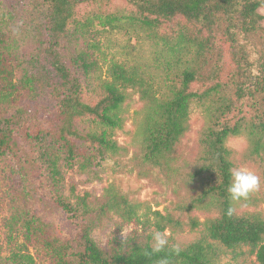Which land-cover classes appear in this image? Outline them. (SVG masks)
<instances>
[{
	"label": "trees",
	"instance_id": "trees-1",
	"mask_svg": "<svg viewBox=\"0 0 264 264\" xmlns=\"http://www.w3.org/2000/svg\"><path fill=\"white\" fill-rule=\"evenodd\" d=\"M17 1L18 7H0V163L19 175L4 218L8 251L0 239V264H215V245H248L264 264V27L258 12L264 0H126L145 32L163 19L177 20L172 38L160 35L167 57L147 68L111 61L103 74L91 58L93 43L69 29L81 0ZM72 37L82 38L73 50ZM25 44L32 51H24ZM47 64L55 79L47 76ZM133 92L140 106L129 113ZM193 105L203 125L196 153L185 157L179 146ZM119 132H126L125 143ZM237 136L246 140L241 151L226 146ZM106 167L148 179L172 200L153 209L116 180L99 194L75 192ZM236 167L261 177L260 189L238 202L227 193L229 170ZM68 170L85 179L71 177L64 194ZM108 224L117 232L149 224L170 236L185 229L200 234L153 253L152 242L136 230L99 244L91 234Z\"/></svg>",
	"mask_w": 264,
	"mask_h": 264
},
{
	"label": "rangeland",
	"instance_id": "rangeland-1",
	"mask_svg": "<svg viewBox=\"0 0 264 264\" xmlns=\"http://www.w3.org/2000/svg\"><path fill=\"white\" fill-rule=\"evenodd\" d=\"M17 0H0V7L15 8L18 7ZM262 19L260 24L264 27V6L258 9ZM76 22L70 23L69 29L74 27L84 33L86 39L93 43L94 48L89 51L92 53L91 58L98 61L99 72L104 73L107 65L111 61L127 62L137 66H145L146 68L153 62H161L164 57H167V47H165L160 39V35H165L172 38L175 29L176 21L163 19L157 30L153 33L145 32L139 21V15L134 5L126 0H96L87 1L81 0L75 8ZM180 22L182 19L178 18ZM80 23V24H78ZM77 33L75 34V36ZM172 39H169V42ZM82 38H71V49H75V45H81ZM249 53L250 60L255 59L253 47L245 43ZM32 44H25L24 51H32ZM228 55L223 54V61L228 63ZM52 67L47 64V76L55 79L52 73ZM178 69L176 70V72ZM131 103L129 113L133 109L140 106V101L136 93H131ZM42 104H49L50 101L46 98L41 99ZM41 103V102H40ZM203 125L202 111L200 107L193 105L189 114V130L181 140L179 151L185 157H192L197 151V136L200 128ZM131 128L130 121L125 124V130ZM118 141L125 143L128 139L126 132H119ZM246 140L242 136L229 137L226 141V146L236 151H241L245 148ZM10 166L15 167L14 160L11 159ZM10 167L0 163V239L4 244L7 253L3 233L5 231L4 218L10 213L12 199L15 195V188L18 186L19 175L10 174ZM73 177L74 180L85 179L83 176H77L73 171L68 170L65 174V189L64 194H68L69 180ZM112 180H116L123 190L129 192L131 197L138 200L146 201L153 209H162L172 200V196L168 191H164L155 183L148 179L139 178L134 173H113L109 167H106L100 173V178L93 182L76 185L75 192L82 194L84 191L99 194L103 187ZM20 186V184H19ZM38 210V208L36 207ZM199 215V212H195ZM132 230L141 233L142 239H147L152 242V233L155 232L151 225L136 226L130 224L124 226L120 231H115L113 225L108 224L101 229L93 230L91 236L99 244L104 245L106 238L110 234L125 236ZM167 239L169 244H174L177 247H182L199 237L200 231H184L178 232L170 236L169 231ZM218 256L215 264H257L254 254L248 245H243L234 249H227L219 245H215ZM37 264H45L43 261H37Z\"/></svg>",
	"mask_w": 264,
	"mask_h": 264
},
{
	"label": "clouds",
	"instance_id": "clouds-1",
	"mask_svg": "<svg viewBox=\"0 0 264 264\" xmlns=\"http://www.w3.org/2000/svg\"><path fill=\"white\" fill-rule=\"evenodd\" d=\"M230 182L227 187V193L231 201L238 202L247 200L251 193L260 189L261 177L255 171L246 167H236L229 170ZM233 209L229 208L227 214L232 215ZM168 244L167 233L155 231L152 233L151 251L158 253ZM175 251L179 253L180 249ZM160 264H168L166 259H162Z\"/></svg>",
	"mask_w": 264,
	"mask_h": 264
}]
</instances>
